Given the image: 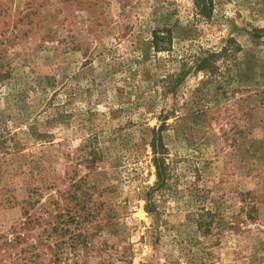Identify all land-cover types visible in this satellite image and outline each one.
<instances>
[{
	"label": "rangeland",
	"instance_id": "1",
	"mask_svg": "<svg viewBox=\"0 0 264 264\" xmlns=\"http://www.w3.org/2000/svg\"><path fill=\"white\" fill-rule=\"evenodd\" d=\"M213 3L0 0V264H264V0Z\"/></svg>",
	"mask_w": 264,
	"mask_h": 264
},
{
	"label": "trees",
	"instance_id": "2",
	"mask_svg": "<svg viewBox=\"0 0 264 264\" xmlns=\"http://www.w3.org/2000/svg\"><path fill=\"white\" fill-rule=\"evenodd\" d=\"M193 5L199 16L206 19L210 18L214 8L213 0H193ZM230 43L231 40H228L227 44L224 45L219 52H209L204 56L192 59L190 65H188L187 62L182 61L177 70L172 73H168L161 79V95L166 97L169 94H175L179 84L189 72L201 70L207 71L209 75L214 73L216 60L219 59L220 56H229V51L231 49ZM152 44L155 52L169 51L172 45L171 31L166 27L154 30ZM162 120H165V116H163ZM161 127L162 125H160L157 129H151L152 136L149 143L152 153L151 163L154 166L156 179L151 188L146 192V202L144 207L147 212L155 211V203L152 200L153 193H155L156 190L163 188L172 176L171 164L167 156V149L165 148L162 140ZM89 155L90 158L87 159V162L90 167L94 166L96 161L100 160L102 156L98 147H92ZM205 214L211 215L210 212L199 214V219L197 221L199 226L208 225L203 217Z\"/></svg>",
	"mask_w": 264,
	"mask_h": 264
}]
</instances>
